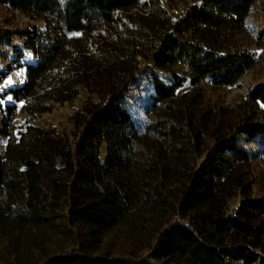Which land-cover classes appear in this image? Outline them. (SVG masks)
I'll return each instance as SVG.
<instances>
[{"label":"trees","instance_id":"16d2710c","mask_svg":"<svg viewBox=\"0 0 264 264\" xmlns=\"http://www.w3.org/2000/svg\"><path fill=\"white\" fill-rule=\"evenodd\" d=\"M255 2L195 0L174 20L162 0H0L43 23L0 29V45L17 35L37 60L2 96L14 104L0 124V234L64 216L79 249L44 264H264V196L253 195L248 147L264 151V83L236 115L206 104L203 87L231 88L257 65L235 42ZM142 60L158 74L136 119L123 101ZM12 69H0V83ZM186 83L193 90L179 95ZM82 89L73 132L16 131L19 109L47 113ZM121 236L135 239L121 248Z\"/></svg>","mask_w":264,"mask_h":264},{"label":"rangeland","instance_id":"374dc122","mask_svg":"<svg viewBox=\"0 0 264 264\" xmlns=\"http://www.w3.org/2000/svg\"><path fill=\"white\" fill-rule=\"evenodd\" d=\"M194 1L162 0V4L167 8L171 17L174 20H178ZM32 24L38 27L43 26L42 22H34L20 12L12 11L0 5V29L8 31L25 30L29 29ZM235 42L237 45L246 47L256 53L258 58L257 65L248 70L238 83L231 88L214 90L209 85L203 86L206 104L216 110L222 107H230L233 109V115L237 114L238 105L244 95L264 83V0H256L246 18V32L237 36ZM24 45L25 40L17 35L11 37L10 43H2L0 45V69L7 70L9 67H13L5 80L0 83V124L4 122L6 105L14 104L10 97L2 96L8 89L25 83L28 75L24 65L33 64L37 61L33 54L25 49ZM19 53H21L22 58L19 62H16ZM152 74H158V72L150 64L142 60L137 80L131 85L123 101V106L130 110L136 119H140L144 115V99L151 93ZM160 76L167 80L163 74H160ZM191 90H193V87L186 83L178 90V94L181 95ZM88 94L85 89H82L78 97L73 101L55 104L50 112L43 114L28 115L19 109L13 119L16 131L26 125H35L47 129H55L60 134L73 132L74 123L71 118L83 105ZM5 143L6 139L2 137L0 142L1 152L4 151ZM248 147L252 150L254 156L252 162L255 180L253 195L261 197L264 196V151L255 144H248ZM101 153V161L105 162L106 157H108L106 146L103 147ZM241 200L242 198L239 195L231 200L230 214L235 212ZM133 239L135 238L131 237L128 239V237L124 238L121 236L117 239V245L123 248L124 242ZM106 246L101 249L89 250L84 253L85 258L90 262L93 261L103 254ZM78 249L74 234L70 231L64 216H60L50 224L39 228H28L13 235L0 234V264H44L53 258L73 256ZM141 254L146 255L147 250L142 251Z\"/></svg>","mask_w":264,"mask_h":264},{"label":"crops","instance_id":"0c3cea01","mask_svg":"<svg viewBox=\"0 0 264 264\" xmlns=\"http://www.w3.org/2000/svg\"><path fill=\"white\" fill-rule=\"evenodd\" d=\"M104 146H106V145H104ZM104 146H103V147H104ZM103 147H102V149H103Z\"/></svg>","mask_w":264,"mask_h":264}]
</instances>
